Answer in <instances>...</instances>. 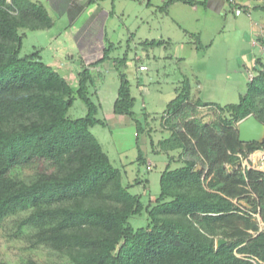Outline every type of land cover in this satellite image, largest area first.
<instances>
[{
  "label": "trees",
  "instance_id": "1",
  "mask_svg": "<svg viewBox=\"0 0 264 264\" xmlns=\"http://www.w3.org/2000/svg\"><path fill=\"white\" fill-rule=\"evenodd\" d=\"M52 24L40 1L0 0V229L11 224L30 248L44 247L69 264H264V231L254 218L264 224V172L242 167L243 159L264 151V141L240 143L237 131L249 115L264 124V57L256 60L237 104L193 99L187 80L176 91L162 117L170 134L154 150L169 163L158 196L145 204L130 192L143 180L124 186L121 169L91 133L107 122L97 117L101 106L90 93L95 78L89 68L73 89L39 51L20 55L24 31ZM257 41L264 49V38ZM111 50L104 48L94 64L109 60ZM126 65V55L113 59L119 88L112 112L133 123L138 147L151 129L148 114L142 122L133 111ZM77 99L86 115L70 119ZM201 108L215 110L212 121L202 120ZM136 161L146 163L140 150ZM173 161L181 166L172 168ZM143 213L148 225L130 226ZM219 240L225 243L217 246ZM19 264L40 263L27 258Z\"/></svg>",
  "mask_w": 264,
  "mask_h": 264
},
{
  "label": "rangeland",
  "instance_id": "2",
  "mask_svg": "<svg viewBox=\"0 0 264 264\" xmlns=\"http://www.w3.org/2000/svg\"><path fill=\"white\" fill-rule=\"evenodd\" d=\"M37 1L46 6L53 24L44 30L24 31L20 55L39 51L41 60L73 89L78 87L79 73L89 68L95 78L90 93L101 106L97 117L107 122L106 127H93L91 133L112 164L121 169L124 186L133 184L136 178L143 180L130 192L140 195L145 204L158 196L160 175L169 163L167 155L154 150L157 142L170 134L162 128V117L176 91L187 80L194 99L222 107L237 104L246 91L256 60L264 57L263 47L257 41L258 37L264 38V0H232L233 4L222 0L221 12L209 0L205 4L196 0L193 6L173 0H97L78 19L53 12L44 0ZM237 8L241 10L239 16L235 14ZM151 41L162 44L155 48L146 46ZM100 43L104 48L112 46L110 59L94 64L102 57ZM124 55L127 65L123 73L135 98L133 111L142 122L144 114H148L151 129L150 136L141 135L138 147L133 123L127 118H116L112 112L119 88L113 59ZM138 59L146 67L144 72L137 69ZM199 110L204 122L212 121L213 108ZM85 115L86 107L75 100L68 117L78 119ZM138 150L145 164L137 163ZM170 155L176 158L177 153ZM179 166L176 161L171 163L172 168ZM242 167L264 172V151L243 159ZM254 218L264 231L259 215ZM129 224L134 229L145 228L147 215L132 217ZM27 258L40 264H69L44 247L30 248L15 235L11 224H6L0 229V261L19 264Z\"/></svg>",
  "mask_w": 264,
  "mask_h": 264
},
{
  "label": "crops",
  "instance_id": "3",
  "mask_svg": "<svg viewBox=\"0 0 264 264\" xmlns=\"http://www.w3.org/2000/svg\"><path fill=\"white\" fill-rule=\"evenodd\" d=\"M191 1H196V0H191ZM209 1H210L211 5L215 4L217 9H218V11L221 12V9H222V6H223L222 0H209ZM44 2L46 3V5L50 9L52 8L53 12H56V13H58L60 15L68 14L71 17H74L75 19H78L81 16V14L83 13V11L86 9V7H88V5H89V0H44ZM181 3L188 4V3H185V2H182V1H181ZM80 4L81 5L82 4L85 5V7H82ZM190 6H192V5H190ZM101 32H102V30H101ZM99 49L102 50V53H103L104 46L101 43L99 45ZM140 65H144V64L141 63ZM139 66H137V69H138ZM193 99H194V97H193ZM116 118H126V117L118 116ZM117 120H119V119H117ZM122 120H124V122H125L126 119H122Z\"/></svg>",
  "mask_w": 264,
  "mask_h": 264
},
{
  "label": "water",
  "instance_id": "4",
  "mask_svg": "<svg viewBox=\"0 0 264 264\" xmlns=\"http://www.w3.org/2000/svg\"><path fill=\"white\" fill-rule=\"evenodd\" d=\"M238 140L240 143L249 144L253 142L262 143L264 141V124L259 122L253 115H249L237 124ZM231 169V167H229ZM219 240L217 246L224 244Z\"/></svg>",
  "mask_w": 264,
  "mask_h": 264
},
{
  "label": "built area",
  "instance_id": "5",
  "mask_svg": "<svg viewBox=\"0 0 264 264\" xmlns=\"http://www.w3.org/2000/svg\"><path fill=\"white\" fill-rule=\"evenodd\" d=\"M245 12L247 13V16H250V12L249 11H245ZM235 14L237 16H239L241 14V10L239 8H237L235 10ZM138 69H139L140 72H144L146 70V67L144 65H141ZM251 79H252V73H250L249 77H248V80H251Z\"/></svg>",
  "mask_w": 264,
  "mask_h": 264
}]
</instances>
